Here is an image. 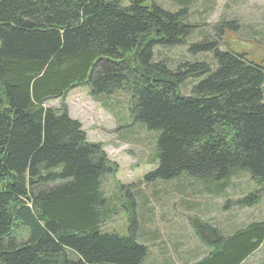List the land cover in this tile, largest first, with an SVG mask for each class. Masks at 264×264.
<instances>
[{
    "label": "trees",
    "instance_id": "obj_1",
    "mask_svg": "<svg viewBox=\"0 0 264 264\" xmlns=\"http://www.w3.org/2000/svg\"><path fill=\"white\" fill-rule=\"evenodd\" d=\"M170 1L180 7L0 0V264H147L148 234L153 241L157 232L137 237L134 220L127 233L104 228L118 207L101 189L109 171L101 144L86 139L63 102L44 106L81 85L92 96L128 94L132 121L155 136L145 181L187 176L213 193L246 171L264 184L263 68L218 49L222 30L237 28L232 21L218 23L215 38L189 44L192 54L212 52L215 64L155 60L154 47L182 45L192 31L191 0ZM256 201L251 192L237 204ZM131 206L130 199L133 213ZM194 228L210 250L184 264H241L264 242V220L230 232L209 219Z\"/></svg>",
    "mask_w": 264,
    "mask_h": 264
},
{
    "label": "rangeland",
    "instance_id": "obj_2",
    "mask_svg": "<svg viewBox=\"0 0 264 264\" xmlns=\"http://www.w3.org/2000/svg\"><path fill=\"white\" fill-rule=\"evenodd\" d=\"M155 1L172 11L180 7L170 0ZM186 21L192 31L184 43L154 47L155 60L163 59L169 67L194 60L215 64L212 52L192 54L188 50L189 44L204 37L215 38V26L222 21H232L237 28L233 25L222 30L218 49L242 55L264 70V0H191L186 7ZM193 81L194 78H187L180 91L189 94ZM101 95L92 96L88 86L81 85L68 91L64 98L47 100L44 106L59 108L63 102L69 115L81 123L86 139L101 144L109 163L101 189L108 197L117 199L118 207L104 228L127 233L134 220L137 235L144 230L154 231L151 236L157 232L153 241L148 234L147 264L158 260L167 264H184L206 253L210 246L207 247L197 236L195 220L209 219L226 232L264 220V184L253 180L246 171L232 176L224 189L219 192L213 189V193L197 185L198 180L187 176L145 181L144 175L155 167L152 161L154 133L132 121L126 92L113 90ZM251 192L256 193L254 204H237V200ZM130 199L135 203V207H130L133 213L127 210ZM124 201H129L128 205ZM149 213L151 216H147ZM19 231L20 235L16 237L21 240L24 230ZM241 264H264V242Z\"/></svg>",
    "mask_w": 264,
    "mask_h": 264
},
{
    "label": "crops",
    "instance_id": "obj_3",
    "mask_svg": "<svg viewBox=\"0 0 264 264\" xmlns=\"http://www.w3.org/2000/svg\"><path fill=\"white\" fill-rule=\"evenodd\" d=\"M159 262H161V263H159ZM157 263L158 264H167L165 261H162V260L161 261H157Z\"/></svg>",
    "mask_w": 264,
    "mask_h": 264
}]
</instances>
